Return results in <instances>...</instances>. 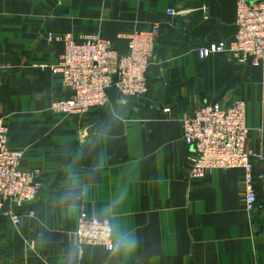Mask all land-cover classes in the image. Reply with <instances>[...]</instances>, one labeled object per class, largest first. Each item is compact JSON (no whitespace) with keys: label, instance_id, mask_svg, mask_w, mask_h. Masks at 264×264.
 Instances as JSON below:
<instances>
[{"label":"crops","instance_id":"0c3cea01","mask_svg":"<svg viewBox=\"0 0 264 264\" xmlns=\"http://www.w3.org/2000/svg\"><path fill=\"white\" fill-rule=\"evenodd\" d=\"M236 1L0 0V123L39 184L19 224L0 215V264H264V209H247L243 170L189 178L182 130V118L207 102L245 99L264 203L263 70L228 53L198 55L232 37ZM155 23L146 94L110 89L105 107L52 111L71 90L51 69L64 46L50 33H99L125 52L128 34ZM82 211L109 219L115 246L124 244L78 245L71 233Z\"/></svg>","mask_w":264,"mask_h":264},{"label":"built area","instance_id":"2783aa9c","mask_svg":"<svg viewBox=\"0 0 264 264\" xmlns=\"http://www.w3.org/2000/svg\"><path fill=\"white\" fill-rule=\"evenodd\" d=\"M169 13L176 15L178 11L171 8ZM159 36L158 23L136 30L126 36L127 50L120 52L99 33H87L80 39L71 33H50L51 38L64 46L61 57L51 69L61 75L71 90L68 97L52 103V111L64 115L82 114L92 108L105 107L110 102V89L125 97L146 94L150 88L149 68ZM214 53H228L242 64L261 67L264 77V0L236 1L232 37L198 49L201 59ZM182 130L189 148L186 159L189 178L202 179L214 169H242L248 184L244 192L247 209H264L253 186L255 164L260 155L248 145L245 99H236L227 105L220 101L207 102L182 118ZM24 157V150L11 147L9 129L0 123V215L14 224L21 222L20 209L33 204L39 194L36 173L22 167ZM71 235L80 246H100L107 252L115 248L111 221L87 211L80 213Z\"/></svg>","mask_w":264,"mask_h":264},{"label":"clouds","instance_id":"9594fccd","mask_svg":"<svg viewBox=\"0 0 264 264\" xmlns=\"http://www.w3.org/2000/svg\"><path fill=\"white\" fill-rule=\"evenodd\" d=\"M76 197L73 196L72 193H68L64 199H72V200H75ZM124 244V241L122 240L119 244H117L115 247L116 249L118 250L122 245ZM109 247H112V245H109ZM79 252V249L78 248H71L69 250V256L70 257H75L77 255V253Z\"/></svg>","mask_w":264,"mask_h":264}]
</instances>
